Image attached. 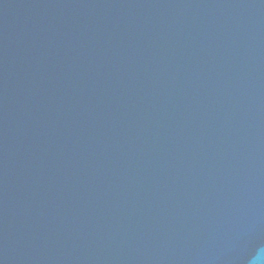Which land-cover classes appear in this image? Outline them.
<instances>
[{
    "label": "water",
    "instance_id": "1",
    "mask_svg": "<svg viewBox=\"0 0 264 264\" xmlns=\"http://www.w3.org/2000/svg\"><path fill=\"white\" fill-rule=\"evenodd\" d=\"M0 264H264V0H0Z\"/></svg>",
    "mask_w": 264,
    "mask_h": 264
}]
</instances>
